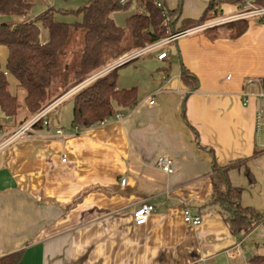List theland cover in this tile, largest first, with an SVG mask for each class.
<instances>
[{"label": "crops", "instance_id": "obj_1", "mask_svg": "<svg viewBox=\"0 0 264 264\" xmlns=\"http://www.w3.org/2000/svg\"><path fill=\"white\" fill-rule=\"evenodd\" d=\"M164 1L179 9L175 27L184 29L209 3ZM236 7L221 8L218 18ZM166 49L164 59L149 51L117 66V87L138 94L122 117L79 131L73 104H63L72 94L50 112L49 126L0 149V257L23 250L19 264H249L264 254V221L238 238L210 204L217 164L234 199L264 212L256 134L264 97L247 83L264 78V18H250L239 36L202 29ZM184 69L197 77L195 87ZM26 113L4 116L1 127L19 126ZM57 128L67 135L56 136ZM161 157L173 159L172 173L157 165ZM146 202L156 209L138 225L133 211ZM185 207L202 223H187Z\"/></svg>", "mask_w": 264, "mask_h": 264}, {"label": "trees", "instance_id": "obj_2", "mask_svg": "<svg viewBox=\"0 0 264 264\" xmlns=\"http://www.w3.org/2000/svg\"><path fill=\"white\" fill-rule=\"evenodd\" d=\"M224 1L228 0H209L199 19L185 21V29L220 17ZM231 1L238 3V0ZM255 2L264 5V0ZM130 4L131 0L125 3L120 0H88L76 10L65 11L48 5L45 11L32 16L33 0H0V46L7 48L6 69L0 67V109L4 116L17 120L26 107L27 113L19 121L22 124L70 88L129 51L170 34L154 0H137V12L128 15L125 24H118L114 12L126 9ZM170 11L171 30H184L175 27L179 9ZM58 12L74 13L82 18L73 22L61 21L55 16ZM39 23L47 29V41L40 39ZM248 25L249 19H239L208 27L205 31L215 35L220 27H226L232 36H239ZM80 37L83 43L78 50L76 43ZM118 69L115 67L103 73L74 93L72 124L79 131L110 120L117 113L124 114L123 109L130 110L138 102L136 87H117ZM8 73L16 77L17 86L23 89V103L10 90ZM182 78L192 87L198 83L197 77L186 69L182 71ZM35 126L41 128L42 124ZM214 169L210 204L222 209L235 236L244 237L264 221V212L235 200L230 192L226 168L215 164ZM22 256L23 250L7 254L0 257V264H19ZM249 264H264V254L254 255Z\"/></svg>", "mask_w": 264, "mask_h": 264}, {"label": "built area", "instance_id": "obj_3", "mask_svg": "<svg viewBox=\"0 0 264 264\" xmlns=\"http://www.w3.org/2000/svg\"><path fill=\"white\" fill-rule=\"evenodd\" d=\"M121 3H125L126 0H120ZM156 5L161 9L163 16V25L170 29V34L166 37L160 38L146 46L139 47L137 49L128 52L127 54L121 56L119 59L115 60L113 63L109 64L100 72H97L87 80L82 83L74 86L69 89L52 102L43 107L40 111L33 114L26 122L20 124L17 127L11 129H3L0 127V149L13 143L14 141L31 137L39 133L38 127L35 125L37 123H41L42 127L49 126V114L50 112L61 104L64 100H66L69 96L77 92L83 86H85L89 81L94 80L98 76L102 75L105 72L112 70L113 68L122 65L126 62H129L137 57H140L146 54L149 51H162L158 54L159 59H164L168 56V49L166 46L171 42L177 40L180 36L191 34L195 31L206 29L208 27H212L217 24H223L226 22L239 20V19H247L253 17H263L264 18V5L260 6L256 4L255 0H238V6L240 7V11L236 14L223 18H216L212 21H208L205 23H201L187 29L173 32L171 30V11L169 7L166 5L164 0H154ZM247 83L254 88L255 86H260V91L258 95L260 97H264V78H250ZM254 94V93H251ZM250 94V95H251ZM249 96V95H248ZM249 101V97L246 98V102ZM123 114L117 113L116 117L120 118ZM103 123V122H102ZM256 134L258 136V144L264 148V107H259L256 112ZM55 135L59 137H65L67 134L63 128H57L55 130ZM157 165L164 170L165 172L172 173L174 171L173 159L171 157H161L157 161ZM126 182V179L123 178V183ZM156 207L151 203H142L137 206L133 211V218L136 224L142 225L148 221L150 214L155 211ZM184 220L192 225H199L202 223V215L200 213L194 214L189 207L184 208Z\"/></svg>", "mask_w": 264, "mask_h": 264}, {"label": "rangeland", "instance_id": "obj_4", "mask_svg": "<svg viewBox=\"0 0 264 264\" xmlns=\"http://www.w3.org/2000/svg\"><path fill=\"white\" fill-rule=\"evenodd\" d=\"M33 1H34V5L32 7V10H31L30 14L32 16H36V14L38 15L41 12L45 11L48 8L47 7L48 5L54 6L56 9L60 8V9H63L65 11L66 10L70 11L72 9L76 10V9L80 8L88 0H33ZM187 2H188V0H187ZM233 5L237 6L236 8H237V11L239 12L240 11V7L238 6L237 3H234L231 0L222 2L221 3V8L223 10H225L224 12L226 14L227 13L226 12L227 9L232 8ZM133 12H137V0H131V4L129 5L128 8L114 12L113 16H114V18H115L117 23L123 25V24H125L126 17L128 15H130L131 13H133ZM55 16L61 21H68V22L81 20V18H82L81 15H77V14H74V13H67V12H58V13H55ZM214 19H216V18H214ZM214 19H208L205 22H208V21L210 22V21H212ZM247 19H250V18H247ZM205 22H203V23H205ZM39 25H40V30H41L40 39L42 40V38L46 37L45 40H47L48 39L47 29L44 26H42L41 23H39ZM220 25H222V24H217V25H214L212 27L220 26ZM82 43H83L82 37L78 38V41L76 43V45H77L76 49L80 50V48L82 47ZM131 51H129V52H131ZM160 51H162V49H160ZM6 58H7V48L5 46H0V67L2 69H6ZM171 59H174V57H171ZM98 72H100V71H98ZM8 79H9V82H10L9 83L10 90L13 93L17 94L18 99L20 100L21 103H23V101H24V91H23V89H21V88H19L17 86L16 77L13 74L8 73ZM91 82L92 81H89L87 84H89ZM68 103L69 104L70 103L73 104V107H74V100L73 99H67L63 104L64 105H68ZM3 118H4V114H3V112L0 109V120H2ZM48 118H49V116H48Z\"/></svg>", "mask_w": 264, "mask_h": 264}]
</instances>
